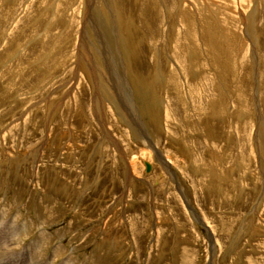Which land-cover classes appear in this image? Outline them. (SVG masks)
<instances>
[{
    "label": "rangeland",
    "instance_id": "rangeland-1",
    "mask_svg": "<svg viewBox=\"0 0 264 264\" xmlns=\"http://www.w3.org/2000/svg\"><path fill=\"white\" fill-rule=\"evenodd\" d=\"M0 260L264 264V0H0Z\"/></svg>",
    "mask_w": 264,
    "mask_h": 264
},
{
    "label": "water",
    "instance_id": "water-1",
    "mask_svg": "<svg viewBox=\"0 0 264 264\" xmlns=\"http://www.w3.org/2000/svg\"><path fill=\"white\" fill-rule=\"evenodd\" d=\"M150 164L149 163H147V162H145V171L146 172H149V170H150Z\"/></svg>",
    "mask_w": 264,
    "mask_h": 264
},
{
    "label": "bare ground",
    "instance_id": "bare-ground-1",
    "mask_svg": "<svg viewBox=\"0 0 264 264\" xmlns=\"http://www.w3.org/2000/svg\"><path fill=\"white\" fill-rule=\"evenodd\" d=\"M215 65V64H214ZM145 162H147V163H149L148 161H143V163H144V167H145ZM150 164V163H149ZM150 167L152 168V166H151V164H150ZM151 168H150V170H151ZM150 170H149V172H150ZM146 172V171H145ZM41 241H44V240H41ZM7 246V245H6ZM16 248V247H15ZM12 250V249H11ZM2 260V259H1ZM0 260V261H1ZM7 261V260H6ZM73 264V263H72Z\"/></svg>",
    "mask_w": 264,
    "mask_h": 264
}]
</instances>
